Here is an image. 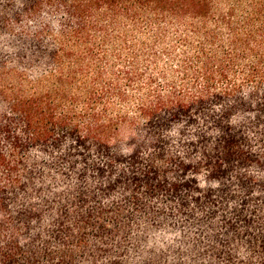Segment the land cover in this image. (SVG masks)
I'll list each match as a JSON object with an SVG mask.
<instances>
[{"label": "trees", "instance_id": "16d2710c", "mask_svg": "<svg viewBox=\"0 0 264 264\" xmlns=\"http://www.w3.org/2000/svg\"><path fill=\"white\" fill-rule=\"evenodd\" d=\"M0 264H264V0H0Z\"/></svg>", "mask_w": 264, "mask_h": 264}, {"label": "rangeland", "instance_id": "374dc122", "mask_svg": "<svg viewBox=\"0 0 264 264\" xmlns=\"http://www.w3.org/2000/svg\"><path fill=\"white\" fill-rule=\"evenodd\" d=\"M130 105H132V104L127 105L126 108L131 109V106Z\"/></svg>", "mask_w": 264, "mask_h": 264}]
</instances>
